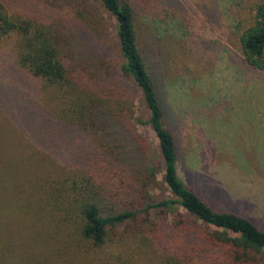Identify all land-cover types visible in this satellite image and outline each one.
<instances>
[{"label":"trees","instance_id":"16d2710c","mask_svg":"<svg viewBox=\"0 0 264 264\" xmlns=\"http://www.w3.org/2000/svg\"><path fill=\"white\" fill-rule=\"evenodd\" d=\"M30 1L0 0V49L10 41L12 85L25 80L23 94L0 97V264H133L147 252L158 264H264V228L237 211L264 209V190L187 163L174 95L176 52L221 50L220 37L194 35L188 3L221 37L238 34L243 60L264 71V0H39L40 16ZM22 95L32 113L9 114ZM72 132L88 142L60 162ZM196 188L225 200L214 206Z\"/></svg>","mask_w":264,"mask_h":264},{"label":"rangeland","instance_id":"374dc122","mask_svg":"<svg viewBox=\"0 0 264 264\" xmlns=\"http://www.w3.org/2000/svg\"><path fill=\"white\" fill-rule=\"evenodd\" d=\"M19 1L21 0H13L14 10L19 9L17 7ZM36 1L38 3L32 5L28 12L40 16L41 5L39 0ZM71 1L77 3V0H58V3L71 6ZM187 11L196 12L191 27L200 42L219 40V37L221 39L218 44L221 50L208 49L204 56H200L189 43L185 50L176 52L177 74L182 79L175 85L174 95L179 104L177 110L182 108L184 111L182 132L179 135L183 138L180 143L187 152V163L197 167L203 165L201 171L203 167L205 169L207 167L205 176L219 181L221 177H225V181L232 187L249 185L255 192L264 190V71L254 69L243 60L238 34L229 32L226 38L224 34L221 37L219 27L214 25L219 22L208 20L200 12L198 3H188ZM106 19L104 38L107 41H114L115 24L110 18ZM227 23L233 29L232 18L227 19ZM8 43L0 49V97L3 94L10 97L17 91L24 93L22 85L25 80L22 77H17V86L12 85L16 76H13L10 66L12 52L11 44ZM187 85L191 93L189 99ZM15 99L11 98L7 102L8 106L5 110L9 114L32 113L34 107L28 106L36 101H32L26 95ZM141 130L147 134L152 146L158 150L155 133L145 126H141ZM71 134L73 136L66 143L68 147L62 150L64 154H60V149L57 155L56 152L54 153L60 162L80 159L84 145L88 142L86 136L81 140L77 133ZM253 155L256 159L254 167L250 163ZM38 158L41 160V156ZM162 174L163 172L159 174V179L162 178ZM179 174L187 182L181 166ZM196 190L214 206H219L218 203L225 200L221 198L219 191L210 188L206 190L196 188ZM249 205L255 211L249 212L250 208L248 210L238 208L237 211L252 218L264 228V209H256L252 204ZM150 219L159 221L160 216L153 214ZM76 263L82 264L79 261ZM133 264H158V258L155 253L147 252L145 255L137 256Z\"/></svg>","mask_w":264,"mask_h":264}]
</instances>
